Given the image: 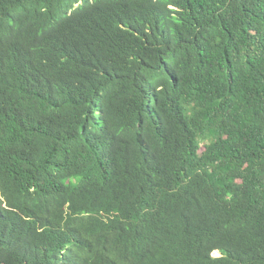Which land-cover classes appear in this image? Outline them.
<instances>
[{"label": "trees", "instance_id": "1", "mask_svg": "<svg viewBox=\"0 0 264 264\" xmlns=\"http://www.w3.org/2000/svg\"><path fill=\"white\" fill-rule=\"evenodd\" d=\"M0 264H264V0H0Z\"/></svg>", "mask_w": 264, "mask_h": 264}, {"label": "rangeland", "instance_id": "2", "mask_svg": "<svg viewBox=\"0 0 264 264\" xmlns=\"http://www.w3.org/2000/svg\"><path fill=\"white\" fill-rule=\"evenodd\" d=\"M215 256H219L220 255V252L219 253H214Z\"/></svg>", "mask_w": 264, "mask_h": 264}, {"label": "bare ground", "instance_id": "3", "mask_svg": "<svg viewBox=\"0 0 264 264\" xmlns=\"http://www.w3.org/2000/svg\"><path fill=\"white\" fill-rule=\"evenodd\" d=\"M214 253H219V251H215Z\"/></svg>", "mask_w": 264, "mask_h": 264}]
</instances>
